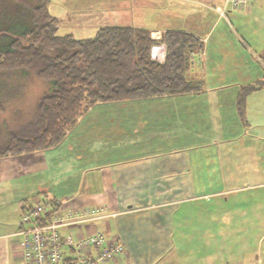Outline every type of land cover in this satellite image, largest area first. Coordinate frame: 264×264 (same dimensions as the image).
I'll list each match as a JSON object with an SVG mask.
<instances>
[{"label":"crops","instance_id":"1","mask_svg":"<svg viewBox=\"0 0 264 264\" xmlns=\"http://www.w3.org/2000/svg\"><path fill=\"white\" fill-rule=\"evenodd\" d=\"M131 1L111 19L131 16L157 44L167 31L198 40L186 75L201 86L96 103L57 145L0 157V264H22V203L51 198L100 208L59 232L120 243L104 264H264L241 232L261 228L264 205V0L248 11L225 0ZM252 193L260 204L242 200Z\"/></svg>","mask_w":264,"mask_h":264},{"label":"trees","instance_id":"2","mask_svg":"<svg viewBox=\"0 0 264 264\" xmlns=\"http://www.w3.org/2000/svg\"><path fill=\"white\" fill-rule=\"evenodd\" d=\"M48 3L0 0V71L22 70L24 75L32 71L51 82V89L36 101L35 116L7 130L0 157L57 145L96 103L200 88L199 81L186 75L188 51L199 45L187 32H165L164 58L157 61L150 56L156 40L148 29L103 25L84 38L58 34L59 19L50 13ZM252 87L244 86L239 98ZM70 250L65 257L69 262Z\"/></svg>","mask_w":264,"mask_h":264},{"label":"rangeland","instance_id":"3","mask_svg":"<svg viewBox=\"0 0 264 264\" xmlns=\"http://www.w3.org/2000/svg\"><path fill=\"white\" fill-rule=\"evenodd\" d=\"M102 1L99 4V0H49L50 13L59 19L57 33H72L77 38H84L91 36L95 28L101 25H134L131 16L119 21L111 19L112 16L121 15L120 12L126 10L125 8L132 7L131 0ZM136 11L135 8L133 13L132 10L127 12L131 15L135 14ZM101 12L103 13L102 16L100 15ZM145 12L152 17L158 13V10L146 8ZM50 89L51 82L37 78L32 71L27 72L26 75L22 74V70L0 71V104L2 106V110H0V142L5 138L8 129H13L35 116V106L39 95ZM252 192L255 194V189ZM253 193L254 198L249 197L242 200L253 202V204L257 201L260 204V198H255ZM230 200L234 202L235 198L232 197ZM232 216L236 217V214L233 213ZM258 219H261V228L241 230V232L248 233L247 240L252 246L251 254L254 257L255 255L258 257L264 255V205L263 207L260 206L254 220L258 221ZM230 232H232L233 238H236V243L240 244L238 242L240 239L239 231L231 230Z\"/></svg>","mask_w":264,"mask_h":264},{"label":"built area","instance_id":"4","mask_svg":"<svg viewBox=\"0 0 264 264\" xmlns=\"http://www.w3.org/2000/svg\"><path fill=\"white\" fill-rule=\"evenodd\" d=\"M254 0H225L233 8L248 11ZM223 15L224 10L216 8ZM165 45L153 44L152 59L162 61ZM19 229L22 264H104L122 250L120 243L104 244L99 232L77 239L62 236L59 228L75 221L98 218L102 213L97 206L71 208L58 198L43 199L30 204L22 203ZM109 214V213H108ZM41 220V222H40ZM71 249V260L65 257Z\"/></svg>","mask_w":264,"mask_h":264}]
</instances>
